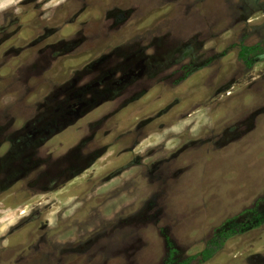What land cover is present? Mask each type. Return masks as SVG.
<instances>
[{
  "label": "rangeland",
  "instance_id": "1",
  "mask_svg": "<svg viewBox=\"0 0 264 264\" xmlns=\"http://www.w3.org/2000/svg\"><path fill=\"white\" fill-rule=\"evenodd\" d=\"M183 261L264 264V0H0V264Z\"/></svg>",
  "mask_w": 264,
  "mask_h": 264
},
{
  "label": "trees",
  "instance_id": "2",
  "mask_svg": "<svg viewBox=\"0 0 264 264\" xmlns=\"http://www.w3.org/2000/svg\"><path fill=\"white\" fill-rule=\"evenodd\" d=\"M255 50V46H243L241 48L240 54L241 56H245L247 54L252 53ZM261 224V221H257L254 225H247V224H234L231 227H227L223 230H221V232H219L218 234L214 235L206 244V247L204 248V250L202 251V255L203 258L205 260L210 259L211 257H213L218 250H220L226 240L228 238H230L232 235L238 233V232H242L243 230L248 229L249 227H253V226H259ZM187 261H183L181 263L178 264H186Z\"/></svg>",
  "mask_w": 264,
  "mask_h": 264
}]
</instances>
